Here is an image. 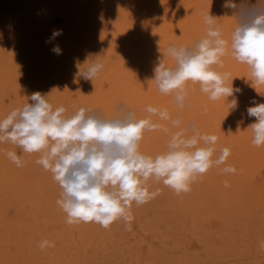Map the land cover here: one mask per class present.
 I'll list each match as a JSON object with an SVG mask.
<instances>
[{"label": "rangeland", "instance_id": "1", "mask_svg": "<svg viewBox=\"0 0 264 264\" xmlns=\"http://www.w3.org/2000/svg\"><path fill=\"white\" fill-rule=\"evenodd\" d=\"M224 2L0 0V119L30 102L36 91L49 94L53 109L64 106L69 116L85 107L113 119L123 105L145 118L151 105L181 118V127L195 124L202 133L219 137L213 159L224 147L231 151L225 165L210 168L187 193L177 195L149 180V190L158 189L159 195L133 204L129 231L123 221L108 229L95 223L68 225L56 203L62 189L36 163L38 154H24L23 166L17 167L6 152L20 150L0 143V264H264L259 246L264 241V145L254 146L252 130L245 131L255 118L230 117L225 98L212 101L191 81L185 86V106L178 108L174 94L160 93L151 81L162 53L168 66H175L167 56L170 45L192 48L206 35L207 13L231 39L233 30L225 27V36L219 25L222 19L237 20V12L224 8ZM242 7V19L259 13L258 7ZM53 30L62 34L46 43ZM56 45L59 55L52 51ZM97 56H103L104 69L93 82L75 75L77 63L90 64ZM221 64L214 69L233 74L234 66L223 57ZM153 120L162 128L145 131L139 149L154 157L167 150L178 129L170 121ZM227 165L237 167L235 174L222 173ZM45 239L55 246L42 250Z\"/></svg>", "mask_w": 264, "mask_h": 264}, {"label": "clouds", "instance_id": "2", "mask_svg": "<svg viewBox=\"0 0 264 264\" xmlns=\"http://www.w3.org/2000/svg\"><path fill=\"white\" fill-rule=\"evenodd\" d=\"M242 6L264 7V0H257L256 4L251 0H240V3L225 0L223 7L237 12V26L230 44L216 25L217 18L207 13L204 15L206 35L194 47L170 45L167 48V56L175 60V66H168L165 54L158 48L163 58H158L154 65L151 81H155L160 93L174 94L178 108L185 106V86L189 81L199 83L201 93L210 100L226 97L230 110L238 106L235 94L240 89L233 87V83L228 86L230 73L218 72L213 67L221 64L229 47L235 60L248 66L251 86L256 89L255 86L264 85V11L242 20L239 11ZM61 34V30H53L46 43ZM52 51L61 54L58 45ZM102 57L97 56L90 64L88 61L83 65L77 63L75 75L93 82L104 69ZM48 97L49 94L33 92L28 97L30 102L0 119V143L10 142L20 150L6 152L17 167L23 166L24 154H38L36 163L50 172L62 189L56 203L66 214L68 225L95 223L108 229L113 223L123 221L131 231L133 204L144 205L159 195L158 189L149 190V180L162 182L177 195L187 193L192 182L213 166L225 165L231 154L230 148L224 147L213 159L218 137L202 133L195 124L181 127L182 119H172L167 109L149 105L145 109L148 116L137 118L133 111L121 105V114L108 119L80 107L69 116L64 106L53 109ZM229 97H232L230 101ZM252 105L246 112L255 121L245 131L252 130V143L260 147L264 145V103L253 100ZM153 117L170 121L178 129L172 133L167 150L154 157L139 149L145 131L162 128ZM235 172L236 168L231 165L222 168L223 174ZM54 246L47 239L39 244L42 250ZM259 246L264 250V241Z\"/></svg>", "mask_w": 264, "mask_h": 264}, {"label": "bare ground", "instance_id": "3", "mask_svg": "<svg viewBox=\"0 0 264 264\" xmlns=\"http://www.w3.org/2000/svg\"><path fill=\"white\" fill-rule=\"evenodd\" d=\"M98 1V0H97ZM255 1V0H254ZM253 1V3H254ZM90 2V1H89ZM257 3V2H255ZM182 6V5H181ZM130 7V6H129ZM243 8V7H242ZM176 9V8H175ZM183 9V8H182ZM248 9V8H247ZM251 9V8H250ZM257 9V8H255ZM244 10H245V7H244ZM249 10V9H248ZM259 12H262L264 11V7H258L257 9ZM33 11V10H32ZM165 11V10H164ZM231 12V11H230ZM32 13V12H31ZM246 13V12H245ZM257 13V12H256ZM6 15V13H5ZM222 15V14H221ZM252 15V14H251ZM250 16V15H249ZM242 19V18H240ZM244 19V18H243ZM242 19V20H243ZM17 20V19H16ZM230 21H234V22H237L236 18H232V20ZM228 21V22H230ZM227 22V23H228ZM26 23V22H25ZM223 19L221 20L220 24L219 25L221 27V29H223L222 31L225 33V36H227V33H226V30H225V27H229V29L231 30H234L235 27L237 26V24L235 25H229L227 24L226 22L223 24ZM28 24V23H27ZM31 26V25H30ZM194 26V25H193ZM27 27V26H25ZM227 27V28H228ZM29 28V27H28ZM15 29V28H14ZM203 29V28H202ZM16 30V29H15ZM20 32V31H19ZM28 30L26 31V34H27ZM31 32V31H30ZM164 32V31H163ZM201 32H203L201 30ZM228 34L230 35L231 32L227 31ZM197 34V32H196ZM203 34V33H202ZM206 34V33H205ZM188 35V34H187ZM33 36V35H32ZM190 38V36H189ZM30 39V38H29ZM225 39V38H224ZM228 40V39H227ZM11 42V41H10ZM182 42V41H180ZM229 44H230V40H229ZM34 52V51H33ZM1 56V55H0ZM66 56V55H65ZM2 57V56H1ZM4 57V56H3ZM223 59H225L227 61V63L231 64L232 66H234L232 69L233 71V74L231 73L230 77H233V82L230 81L228 86L230 87L231 86V83H233V87L235 88H239L240 89V92L239 93H236L235 94V97L237 98L238 100V106L235 108V109H231L229 110V116L231 117L233 114L232 117H236V116H239L237 119H242V116L245 115L247 116V112H246V109L249 107V106H253L252 105V101L255 100L256 102L258 103H264V85H259V86H255L256 89H254L252 86H251V82L250 80L252 79L251 76H250V70L248 68L247 65L245 64H242V63H239L235 60V58L232 56L231 54V50H230V47H229V50L228 52L226 53V55L223 57ZM230 65V66H231ZM228 71V70H227ZM191 87V86H190ZM195 88V87H194ZM199 95V94H198ZM225 100L227 99L226 97H222V99ZM232 99V97H229L228 100L230 101ZM193 102V101H192ZM190 104V103H189ZM194 106V105H193ZM190 107V106H189ZM231 107V106H230ZM188 108V107H187ZM174 111V110H173ZM237 112L239 114H237ZM196 116V115H195ZM244 116V117H245ZM198 118V117H197ZM229 124V123H228ZM235 125V124H234ZM235 128V127H234ZM204 130V128H203ZM169 131V130H168ZM225 134V133H224ZM219 135V134H218ZM226 135V134H225ZM219 138V137H218ZM222 144V143H221ZM259 148V147H258ZM260 150V149H259ZM263 154V153H262ZM219 155V154H218ZM257 155V154H256ZM248 161V160H247ZM252 161V160H251ZM255 161V160H254ZM227 162V161H226ZM227 164V163H226ZM252 164V163H251ZM243 167V166H242ZM250 167V166H249ZM218 168V167H217ZM221 168V167H220ZM237 168V167H236ZM252 168V167H251ZM212 169V168H211ZM242 170V169H241ZM240 170V171H241ZM211 171V170H210ZM221 171V170H220ZM220 174V173H219ZM222 174V173H221ZM264 174V173H263ZM210 176V175H209ZM215 176V175H214ZM213 177V176H212ZM227 177V176H225ZM240 178V177H239ZM251 179V178H250ZM209 181V180H208ZM234 181V180H233ZM238 182V181H237ZM215 183V182H214ZM217 183V182H216ZM237 184V183H236ZM238 185V184H237ZM222 186V185H220ZM245 186V185H244ZM213 187V186H212ZM207 188V187H206ZM211 189V188H210ZM212 195V194H211ZM223 196V195H222Z\"/></svg>", "mask_w": 264, "mask_h": 264}]
</instances>
